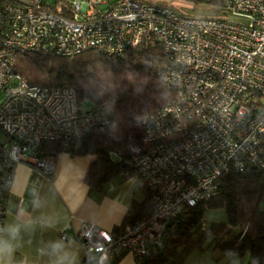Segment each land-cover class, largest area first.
I'll use <instances>...</instances> for the list:
<instances>
[{"label": "built area", "instance_id": "built-area-1", "mask_svg": "<svg viewBox=\"0 0 264 264\" xmlns=\"http://www.w3.org/2000/svg\"><path fill=\"white\" fill-rule=\"evenodd\" d=\"M189 1L216 5L218 16L155 0H0V224L16 164L51 178L56 155L42 141L65 147L109 120L102 108L81 109L71 86L30 84L15 72L17 53L121 56L151 36L170 54L165 79L176 95L141 120L142 142L125 159L150 190L152 211L116 235L83 223L76 239L87 263L122 250L145 264L164 247L169 224L206 208L220 175L264 170V0Z\"/></svg>", "mask_w": 264, "mask_h": 264}, {"label": "trees", "instance_id": "trees-1", "mask_svg": "<svg viewBox=\"0 0 264 264\" xmlns=\"http://www.w3.org/2000/svg\"><path fill=\"white\" fill-rule=\"evenodd\" d=\"M172 66L169 52L151 36L121 56L95 50L68 57L51 53L14 56L15 72L30 84L71 86L81 109L102 108L107 113L105 124L65 147L59 141L41 143L45 153L93 154L85 181L97 188L115 173L127 170L128 148L142 142L141 120L175 97V87L165 79ZM111 154L117 159L113 160ZM144 189V200L131 204L122 225L150 215L151 192ZM208 207L224 208L226 221L200 228L197 224ZM206 208L194 206L185 220L169 224L164 247L147 254L145 264H184L193 249H202L208 236L212 253L218 252L219 258H226L228 263L248 257L246 264H264V170L223 173Z\"/></svg>", "mask_w": 264, "mask_h": 264}, {"label": "crops", "instance_id": "crops-1", "mask_svg": "<svg viewBox=\"0 0 264 264\" xmlns=\"http://www.w3.org/2000/svg\"><path fill=\"white\" fill-rule=\"evenodd\" d=\"M93 159V154L58 153L51 178L23 162L16 164L5 199V223L26 217L33 224V229L24 235L18 257H28L30 264H49L48 258L41 256L38 250L64 234L77 264H91L84 261V251L76 239L81 225L91 222L116 235L131 204L144 200V185L134 171L115 173L100 188L90 186L85 174ZM247 260L245 257L228 263L226 258H219L218 253L211 251L208 258L196 264H246ZM104 264H133V258L120 250Z\"/></svg>", "mask_w": 264, "mask_h": 264}, {"label": "clouds", "instance_id": "clouds-1", "mask_svg": "<svg viewBox=\"0 0 264 264\" xmlns=\"http://www.w3.org/2000/svg\"><path fill=\"white\" fill-rule=\"evenodd\" d=\"M33 229V224L26 217L0 224V264H30L28 257H18L24 235ZM46 256L49 264H77L72 246L67 237L48 241L38 250Z\"/></svg>", "mask_w": 264, "mask_h": 264}, {"label": "rangeland", "instance_id": "rangeland-1", "mask_svg": "<svg viewBox=\"0 0 264 264\" xmlns=\"http://www.w3.org/2000/svg\"><path fill=\"white\" fill-rule=\"evenodd\" d=\"M105 1V0H102ZM157 2H163L169 4L183 12L201 16V17H210V16H218L217 6L214 4H201V3H194L189 0H155ZM103 6L106 3L101 4ZM2 98V93H0V99ZM264 102V101H262ZM83 107H89L84 105ZM4 140V137L0 133V141ZM113 160L117 159L115 154L110 155ZM128 170V169H127ZM132 171L131 169H129ZM203 219L206 223V226H210L212 223L217 222H224L226 221V213L224 208H212L208 207L203 212ZM210 237L204 239L201 247L203 252L198 251L199 249H193L191 252L190 257L187 259L186 264H196L202 262L204 259L209 257L210 252L212 251L213 247L209 243ZM218 253V252H216Z\"/></svg>", "mask_w": 264, "mask_h": 264}]
</instances>
